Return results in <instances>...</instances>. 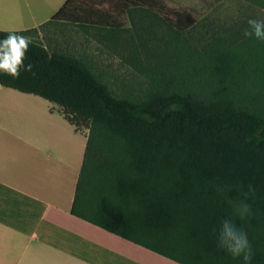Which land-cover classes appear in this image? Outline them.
<instances>
[{"label": "trees", "instance_id": "obj_1", "mask_svg": "<svg viewBox=\"0 0 264 264\" xmlns=\"http://www.w3.org/2000/svg\"><path fill=\"white\" fill-rule=\"evenodd\" d=\"M238 1L251 11L238 22L179 24L156 1L127 0L138 32L154 20L170 37L163 50L148 48L157 66L148 65L141 97L118 98L89 61L50 52L33 35L80 9V0L16 33L33 38L25 60L33 72L0 73V87L43 98L87 131L74 216L178 264H244L217 245L230 218L247 232L250 264H264V41L243 35L248 19L264 20V0ZM137 39L131 49L146 50L148 37ZM245 193L251 215L242 221L235 205Z\"/></svg>", "mask_w": 264, "mask_h": 264}, {"label": "crops", "instance_id": "obj_2", "mask_svg": "<svg viewBox=\"0 0 264 264\" xmlns=\"http://www.w3.org/2000/svg\"><path fill=\"white\" fill-rule=\"evenodd\" d=\"M67 1L0 0V31L40 28ZM86 146L53 104L0 87V264L169 263L72 214Z\"/></svg>", "mask_w": 264, "mask_h": 264}, {"label": "rangeland", "instance_id": "obj_3", "mask_svg": "<svg viewBox=\"0 0 264 264\" xmlns=\"http://www.w3.org/2000/svg\"><path fill=\"white\" fill-rule=\"evenodd\" d=\"M126 1L80 0V4H83L80 9H75L74 13L62 19L63 21L45 26L39 30V34L33 35L50 52L62 51L89 61L101 75V80L118 98L141 97L151 83L148 65L157 66L155 59L149 56L148 48L157 44L162 48L170 37L164 26L154 20L146 19L143 32L142 27V33L138 32L126 13ZM153 1L164 8L161 9L164 16L179 24H189L190 21L194 24L206 18L231 24L244 18V12H251L238 0ZM262 16L258 14V17ZM111 29L119 31L116 36L108 31ZM138 35L148 37L145 39L146 50L137 46L136 51H133L132 46L127 43L131 37L137 39ZM83 133L87 134V131L83 130ZM147 252L156 257V254ZM163 260L174 264L167 259ZM148 264L161 262L152 260L148 261Z\"/></svg>", "mask_w": 264, "mask_h": 264}, {"label": "clouds", "instance_id": "obj_4", "mask_svg": "<svg viewBox=\"0 0 264 264\" xmlns=\"http://www.w3.org/2000/svg\"><path fill=\"white\" fill-rule=\"evenodd\" d=\"M247 24L248 28L244 30L243 35L245 37L254 36L256 39L264 41V20L248 19ZM32 42V37L18 35L15 32H10L0 39V73H4L12 79H19L21 70L33 72V65L25 63ZM249 191L251 192L252 189ZM244 196L245 199L235 205V214L242 221L251 215V206L245 202L248 193H245ZM217 245L233 258L242 259L244 264H250L254 255L247 232L238 227L230 218L221 221Z\"/></svg>", "mask_w": 264, "mask_h": 264}]
</instances>
